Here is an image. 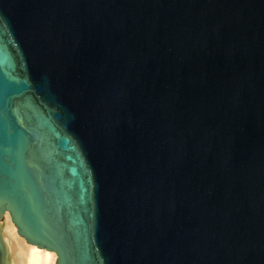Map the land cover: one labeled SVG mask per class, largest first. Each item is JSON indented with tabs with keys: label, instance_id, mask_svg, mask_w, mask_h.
I'll return each instance as SVG.
<instances>
[{
	"label": "water",
	"instance_id": "water-1",
	"mask_svg": "<svg viewBox=\"0 0 264 264\" xmlns=\"http://www.w3.org/2000/svg\"><path fill=\"white\" fill-rule=\"evenodd\" d=\"M4 213L54 264H264V0H0Z\"/></svg>",
	"mask_w": 264,
	"mask_h": 264
},
{
	"label": "bare ground",
	"instance_id": "bare-ground-1",
	"mask_svg": "<svg viewBox=\"0 0 264 264\" xmlns=\"http://www.w3.org/2000/svg\"><path fill=\"white\" fill-rule=\"evenodd\" d=\"M0 237L5 246L6 264H54L53 252L28 244L20 237L7 213L0 220Z\"/></svg>",
	"mask_w": 264,
	"mask_h": 264
}]
</instances>
